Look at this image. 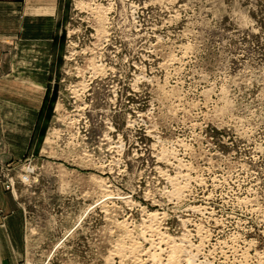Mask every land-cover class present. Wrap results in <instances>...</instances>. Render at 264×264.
Listing matches in <instances>:
<instances>
[{"label": "rangeland", "instance_id": "1", "mask_svg": "<svg viewBox=\"0 0 264 264\" xmlns=\"http://www.w3.org/2000/svg\"><path fill=\"white\" fill-rule=\"evenodd\" d=\"M263 1L59 0L0 42L2 91L44 88L0 90L16 264H264Z\"/></svg>", "mask_w": 264, "mask_h": 264}, {"label": "crops", "instance_id": "2", "mask_svg": "<svg viewBox=\"0 0 264 264\" xmlns=\"http://www.w3.org/2000/svg\"><path fill=\"white\" fill-rule=\"evenodd\" d=\"M58 6L59 0H0V42H7V44H9L12 38H15V40L17 39L18 33H25L27 31L46 32L50 30V26L53 28L54 24H48L49 21H47L48 19L46 17L54 16L59 9ZM33 17L35 18L33 19ZM23 63L29 64L30 62ZM21 78L22 79H6L7 83L4 89H7V91H2L3 88L1 87L2 85H0L1 92H8L7 94L16 95L18 89H20V94L25 93L22 90H26V95L28 96H38L37 94L41 92L40 96L43 98L44 92L42 90H44V88L41 85V87H39V83L37 84L35 80V83L30 82L31 86H34L35 89L30 87L28 90V88L24 86L25 83H29L25 81L28 77L25 76ZM38 102L40 106L41 101L38 100H35V103H32V105L38 107ZM3 121L4 120L1 119L0 122ZM11 122L13 123V121ZM6 124H3V127L10 128L11 124ZM13 124L16 127V123L14 122ZM9 140L12 139L9 138ZM9 143L12 142H8V144ZM26 143H29V141L24 140L23 145ZM21 233L22 214L16 206L14 199L10 198L9 192H5L0 184V264L17 263L19 250L18 240L21 237Z\"/></svg>", "mask_w": 264, "mask_h": 264}, {"label": "bare ground", "instance_id": "3", "mask_svg": "<svg viewBox=\"0 0 264 264\" xmlns=\"http://www.w3.org/2000/svg\"><path fill=\"white\" fill-rule=\"evenodd\" d=\"M23 180H25V181L28 182V181H29V176H28V175H24V176H23ZM151 214H152V213H151ZM153 214H154V213H153ZM151 218H152V217H151ZM153 219H154V218H153ZM155 220H156V219H155ZM149 223H150V222H149ZM155 227H156V226H155ZM155 227H154V228H155ZM142 228H143V227H142ZM151 231H152V230H151ZM144 232H145V231H144ZM152 234H153V233H152ZM152 234H151V235H152ZM158 234H160V233H158ZM153 235H154V234H153ZM155 235H156V234H155ZM158 237H159V236H158ZM170 238H171V237H170ZM159 239H160V238H159ZM185 240H186V239H185ZM171 241H172V240H171ZM172 242H173V241H172ZM174 242H175V241H174ZM161 244H162V243H161ZM157 245H158V244H157ZM163 245H164V244H163ZM122 246H123V245H122ZM158 246H159V245H158ZM173 246H174V245H173ZM123 247H124V246H123ZM129 247H130V246H129ZM156 247H157V246H156ZM157 248H158V247H157ZM168 248H169V247H168ZM174 248H175V247H174ZM130 249L132 250V248H130ZM136 249H137V248H136ZM163 250H164V249H163ZM169 250H173V249H169ZM116 251H117V250H116ZM135 251H136V250H135ZM135 251H134V252H135ZM113 252H114V251H113ZM113 252H112V253H113ZM123 252H124V251H123ZM165 252H166V251H165ZM187 252H188V251H187ZM117 253H119V252H117ZM158 253H160V252H158ZM170 253H172V252H170ZM174 253H176L175 250H174ZM141 254H142V253H141ZM151 254H152V253H151ZM176 254H177V253H176ZM176 254H173V258H171V259H173L172 261H174V260L176 261V258H178ZM143 255H144V254H143ZM170 255H171V254H170ZM175 255H176V258L174 257ZM159 256H160V255H159ZM159 256H157V257H159ZM165 256H166V255H165ZM152 257H153V259L156 258L155 261H154V262H156V261H157L156 254H154ZM171 257H172V256H171ZM148 258H149V257H148ZM174 258H175V259H174ZM160 259H161V258H159L158 260H160ZM191 259H192V258H191ZM166 260H167V259H166ZM177 261H178V260H177ZM158 262H160V261H158ZM173 263H174V262H173ZM178 264H179V263H178Z\"/></svg>", "mask_w": 264, "mask_h": 264}, {"label": "water", "instance_id": "4", "mask_svg": "<svg viewBox=\"0 0 264 264\" xmlns=\"http://www.w3.org/2000/svg\"><path fill=\"white\" fill-rule=\"evenodd\" d=\"M264 2V1H263Z\"/></svg>", "mask_w": 264, "mask_h": 264}]
</instances>
